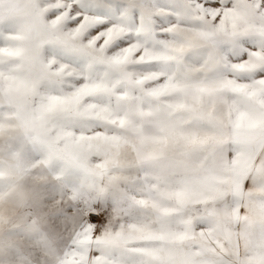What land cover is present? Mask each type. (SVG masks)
<instances>
[{"label": "snow or ice", "instance_id": "snow-or-ice-1", "mask_svg": "<svg viewBox=\"0 0 264 264\" xmlns=\"http://www.w3.org/2000/svg\"><path fill=\"white\" fill-rule=\"evenodd\" d=\"M0 264H264V0H0Z\"/></svg>", "mask_w": 264, "mask_h": 264}]
</instances>
